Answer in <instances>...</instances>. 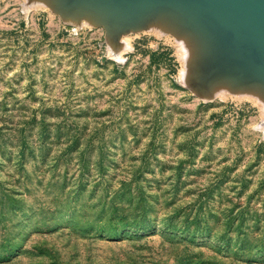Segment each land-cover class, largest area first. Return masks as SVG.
I'll use <instances>...</instances> for the list:
<instances>
[{"label": "rangeland", "instance_id": "374dc122", "mask_svg": "<svg viewBox=\"0 0 264 264\" xmlns=\"http://www.w3.org/2000/svg\"><path fill=\"white\" fill-rule=\"evenodd\" d=\"M30 2L0 0V264H264V97Z\"/></svg>", "mask_w": 264, "mask_h": 264}, {"label": "bare ground", "instance_id": "6f19581e", "mask_svg": "<svg viewBox=\"0 0 264 264\" xmlns=\"http://www.w3.org/2000/svg\"><path fill=\"white\" fill-rule=\"evenodd\" d=\"M32 2L64 13L62 18L67 22L101 24L112 42L117 41L120 32H136L151 24L160 33L180 38L179 45L181 40L186 45L184 77L193 91L206 93V98L216 83L219 89L257 101L264 97V0Z\"/></svg>", "mask_w": 264, "mask_h": 264}, {"label": "water", "instance_id": "95a60500", "mask_svg": "<svg viewBox=\"0 0 264 264\" xmlns=\"http://www.w3.org/2000/svg\"><path fill=\"white\" fill-rule=\"evenodd\" d=\"M56 11H57V10H56ZM56 11H54V12H56ZM56 13L59 14L61 17H63V14H64V13H62V12H60V11H57ZM99 25H101V24H99Z\"/></svg>", "mask_w": 264, "mask_h": 264}]
</instances>
